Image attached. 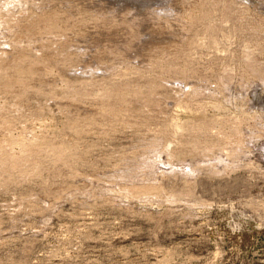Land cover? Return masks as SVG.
I'll use <instances>...</instances> for the list:
<instances>
[{
	"label": "rangeland",
	"instance_id": "rangeland-1",
	"mask_svg": "<svg viewBox=\"0 0 264 264\" xmlns=\"http://www.w3.org/2000/svg\"><path fill=\"white\" fill-rule=\"evenodd\" d=\"M166 4L0 0V264H264V0Z\"/></svg>",
	"mask_w": 264,
	"mask_h": 264
},
{
	"label": "clouds",
	"instance_id": "clouds-1",
	"mask_svg": "<svg viewBox=\"0 0 264 264\" xmlns=\"http://www.w3.org/2000/svg\"><path fill=\"white\" fill-rule=\"evenodd\" d=\"M154 14L157 18H171L176 15V10L171 6V0H167V4L165 6L156 7Z\"/></svg>",
	"mask_w": 264,
	"mask_h": 264
},
{
	"label": "bare ground",
	"instance_id": "bare-ground-1",
	"mask_svg": "<svg viewBox=\"0 0 264 264\" xmlns=\"http://www.w3.org/2000/svg\"><path fill=\"white\" fill-rule=\"evenodd\" d=\"M5 21V20H4ZM28 74V73H27ZM2 160V159H1Z\"/></svg>",
	"mask_w": 264,
	"mask_h": 264
}]
</instances>
